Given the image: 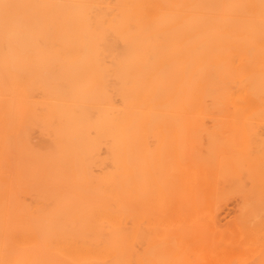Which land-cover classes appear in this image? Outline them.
<instances>
[{"label":"bare ground","instance_id":"obj_1","mask_svg":"<svg viewBox=\"0 0 264 264\" xmlns=\"http://www.w3.org/2000/svg\"><path fill=\"white\" fill-rule=\"evenodd\" d=\"M247 2L0 0V264H264Z\"/></svg>","mask_w":264,"mask_h":264},{"label":"rangeland","instance_id":"obj_2","mask_svg":"<svg viewBox=\"0 0 264 264\" xmlns=\"http://www.w3.org/2000/svg\"><path fill=\"white\" fill-rule=\"evenodd\" d=\"M248 2L246 3L247 4V12H248V17L251 18L254 20V21H257V19H261V23L263 22L264 20V0H247ZM258 2V3H257ZM254 3V4H253ZM253 4V5H252ZM261 8V9H260ZM257 10H259L260 12H258ZM257 12V13H256ZM261 15V16H260ZM263 16V17H262ZM255 17V18H254ZM259 17V18H258ZM260 20H258L257 22H259ZM264 24V23H262ZM231 202L228 203V207L226 206V210L224 209L223 211H221V214H220V218L222 219V221H224V217L225 219L229 216H231L233 214V211H232V208H233V204H231ZM232 208H231V207ZM231 209H230V208ZM230 211V212H229ZM224 212V213H223ZM226 212V213H225ZM228 213V214H227ZM228 216H227V215ZM224 215V217H223Z\"/></svg>","mask_w":264,"mask_h":264}]
</instances>
